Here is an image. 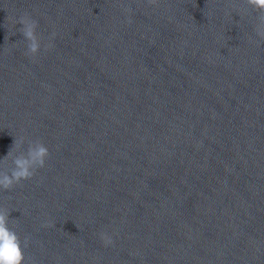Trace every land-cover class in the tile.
Returning <instances> with one entry per match:
<instances>
[{"label": "water", "instance_id": "water-1", "mask_svg": "<svg viewBox=\"0 0 264 264\" xmlns=\"http://www.w3.org/2000/svg\"><path fill=\"white\" fill-rule=\"evenodd\" d=\"M262 15L249 0H0V164L15 138L50 153L0 191L23 264H264ZM24 16L52 41L36 57Z\"/></svg>", "mask_w": 264, "mask_h": 264}, {"label": "clouds", "instance_id": "clouds-1", "mask_svg": "<svg viewBox=\"0 0 264 264\" xmlns=\"http://www.w3.org/2000/svg\"><path fill=\"white\" fill-rule=\"evenodd\" d=\"M255 8L264 12V0H249ZM260 23L257 26V34L264 36V15L258 16ZM17 24L22 25L19 31L26 42L25 55L36 57L43 50L52 47L51 39L42 44L38 35V21L30 16L19 18ZM54 37V34H52ZM25 140H14V145L5 157H10L6 167L0 164V191L10 190L22 181L31 179L38 169L43 168L49 156L48 146L41 140H30L26 151L23 150ZM15 149V151H13ZM3 160V159H2ZM0 160V161H2ZM9 212L0 207V264H23L22 248L27 246V237L22 241L15 228L9 224ZM104 239V234L101 233ZM107 242H110V238Z\"/></svg>", "mask_w": 264, "mask_h": 264}]
</instances>
